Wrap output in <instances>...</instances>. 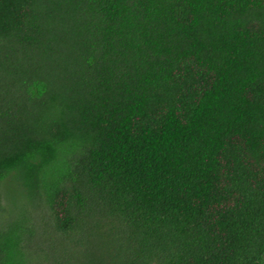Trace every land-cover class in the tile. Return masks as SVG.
<instances>
[{
    "label": "trees",
    "instance_id": "16d2710c",
    "mask_svg": "<svg viewBox=\"0 0 264 264\" xmlns=\"http://www.w3.org/2000/svg\"><path fill=\"white\" fill-rule=\"evenodd\" d=\"M0 264H264V0H0Z\"/></svg>",
    "mask_w": 264,
    "mask_h": 264
}]
</instances>
